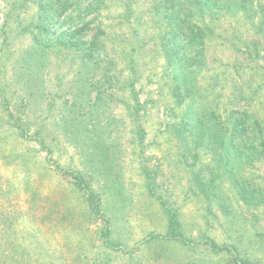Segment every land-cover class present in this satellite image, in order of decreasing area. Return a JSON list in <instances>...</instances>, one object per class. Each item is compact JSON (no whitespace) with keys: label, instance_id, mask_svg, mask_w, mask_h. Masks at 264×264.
<instances>
[{"label":"rangeland","instance_id":"rangeland-1","mask_svg":"<svg viewBox=\"0 0 264 264\" xmlns=\"http://www.w3.org/2000/svg\"><path fill=\"white\" fill-rule=\"evenodd\" d=\"M38 1L0 0V91L10 98L4 103L0 94V264H264V156L236 164V186L216 167L213 151L202 146L189 151L177 137L179 110L174 112L161 38L166 24L154 25L153 13L146 12L154 0H133L132 14L126 4L132 0H103L100 14L95 6L81 16L93 21L82 40L90 42L100 32L109 54H102V65L112 58V73L122 75L121 102L114 113L127 121L136 109L127 108L133 102L126 79L136 68L139 128L132 122L122 127L120 142L112 146L109 141V152L104 144L95 149L69 140L64 105L76 100L90 106L95 93L78 98L86 85L84 63L78 53L54 46L44 53L45 67L35 89L39 93L41 88L40 97L31 94L30 109L22 114L26 123L28 119V136L16 135L20 122L5 116H20L25 102L17 98L28 93L19 62L27 48H37L23 31L36 23ZM95 2L80 5L84 11ZM69 10L52 21L53 43L81 23ZM71 15L74 24L64 23ZM216 25L206 40L201 71L195 74L198 90L221 114L246 108L264 120V61L254 62L230 48L232 36L239 38L247 29L240 30V22L224 15ZM249 31L244 39L259 41ZM258 48L264 54L262 42ZM98 80L99 75L87 83ZM234 95L242 101L229 106ZM88 125L94 131L96 118ZM39 127L45 128V148L33 136ZM80 174L101 195L100 213L90 207L83 186L75 185ZM243 187L250 198L243 196ZM173 213L178 239L169 236Z\"/></svg>","mask_w":264,"mask_h":264},{"label":"trees","instance_id":"trees-1","mask_svg":"<svg viewBox=\"0 0 264 264\" xmlns=\"http://www.w3.org/2000/svg\"><path fill=\"white\" fill-rule=\"evenodd\" d=\"M93 1H97L96 4L89 3L90 6L84 11L80 5L83 0L38 1L36 23L26 25L23 31L29 32L37 48H27L24 51V58L19 62L21 66L20 79L25 80L28 93L17 98L20 102H25L21 106L20 116L15 115L14 117L11 114L5 116L8 119L16 118L20 122L17 131H15L18 137L25 139L28 136L26 131L28 119L26 123L22 114L26 113L28 108L30 109L31 105L28 103V97L31 94L40 97L41 88L39 93L35 89L45 67L46 57L44 53L54 46H62L61 50L78 53L84 63L82 67L87 76L84 79L82 78V81H85L86 85L82 87L83 92L77 93L78 98L83 94L95 93L93 103L90 106L76 102V100L71 103L66 102L69 105H64L67 109V115L63 119V125L69 140L72 142L77 141L76 143L82 142L84 145L92 144L95 149H99L104 144L109 152L111 149L109 141L112 146L120 142L121 137L119 134L123 130L122 127L129 125L131 122L137 128L140 127L137 116H139L141 106L133 85L134 78L137 76L136 68L132 67L134 69L126 79V82L131 84L130 98L133 102L132 105H127V108L129 106V108L136 109L135 113L130 114L132 118L129 117V121H127L126 118L114 113V108L121 102L119 85L122 75L112 73V58H110L109 63L102 65V54L109 55L104 46V39L98 32L92 41L85 42L82 40L84 33L91 28L93 23V21H87L85 17H81L82 12L85 15L91 14L96 10V6L100 14V10L104 6L103 0ZM133 3H135L133 0L126 2L128 8H131L129 11L131 14L135 12L132 8ZM68 9L71 13L78 14L81 23L75 29L70 27L61 32L53 43L54 38L50 30L52 21L54 18L58 20ZM146 12L153 13L155 21L152 23L154 25L157 23L166 24L165 32L161 38L164 58L170 70L168 76L171 79V90L175 96L176 106L174 112L176 113L179 110L174 123V131L177 137L186 142V145H189V151L198 149L201 146L205 147L207 152L213 151L217 155L218 163L216 167L219 165L222 174L233 178V182L237 186L239 181L234 170L240 171V168H236V164L240 167L264 156V120L246 108L234 109L229 114L225 113V115L219 113V109H215L214 101L208 100L198 90L195 74L201 71L200 68L205 61L206 40H210L209 36L215 33L216 24L224 15L230 18L233 17L237 23L240 22V30L247 28L239 38L236 35L232 36L229 43L230 48L253 57L254 62H257L258 59L264 61V54L258 48L260 42L264 44V0H154V3ZM74 20L71 15L64 20V23L70 24ZM248 29L254 31L259 37V41L244 39V37L248 38L250 32ZM98 31H100V27H98ZM135 50H133V53L136 52ZM192 66H195V69H192ZM37 74L38 77H35ZM98 75V81L87 83ZM260 88L262 89V86ZM4 93L1 89L2 100L4 103H9V96ZM238 99L242 101L234 95L228 105L239 104L236 103V101L239 102ZM246 100L251 101L252 99L248 98ZM184 103L185 107L182 106ZM23 108L25 111H23ZM42 117L43 114L41 113ZM94 117L96 118L97 127L92 131L88 123L92 122ZM3 123V119H0V127ZM29 126L31 128V125ZM44 130V127H39L33 133V136L38 138L43 148L46 146ZM4 145L8 146V143H4ZM258 147L261 148L260 151H258ZM93 155H95V152H93ZM19 157L24 156L19 155ZM235 176L237 177L236 180ZM75 179V185L80 188L83 186L82 188L88 194L87 200L92 210L100 213L103 210L101 195L93 190L91 184L83 175H75ZM241 191L245 199L250 198L248 197L250 195L248 190L246 191L243 187ZM255 199L262 201L263 197L258 196ZM177 223V215L173 213L169 219V236L176 239L181 237V234L177 231Z\"/></svg>","mask_w":264,"mask_h":264}]
</instances>
